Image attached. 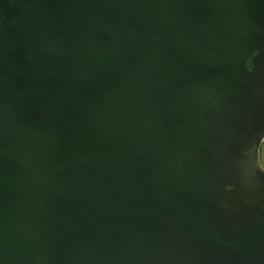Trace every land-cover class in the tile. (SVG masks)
Returning <instances> with one entry per match:
<instances>
[{
	"label": "water",
	"instance_id": "water-1",
	"mask_svg": "<svg viewBox=\"0 0 264 264\" xmlns=\"http://www.w3.org/2000/svg\"><path fill=\"white\" fill-rule=\"evenodd\" d=\"M264 0H0V264H264Z\"/></svg>",
	"mask_w": 264,
	"mask_h": 264
},
{
	"label": "rangeland",
	"instance_id": "rangeland-1",
	"mask_svg": "<svg viewBox=\"0 0 264 264\" xmlns=\"http://www.w3.org/2000/svg\"><path fill=\"white\" fill-rule=\"evenodd\" d=\"M260 162H261L262 166L264 167V143H263L261 150H260Z\"/></svg>",
	"mask_w": 264,
	"mask_h": 264
}]
</instances>
